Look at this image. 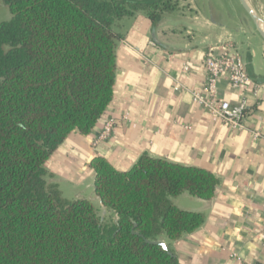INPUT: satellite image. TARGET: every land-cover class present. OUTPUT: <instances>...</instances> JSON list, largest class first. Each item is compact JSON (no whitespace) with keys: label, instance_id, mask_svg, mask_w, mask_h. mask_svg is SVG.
Returning a JSON list of instances; mask_svg holds the SVG:
<instances>
[{"label":"trees","instance_id":"1","mask_svg":"<svg viewBox=\"0 0 264 264\" xmlns=\"http://www.w3.org/2000/svg\"><path fill=\"white\" fill-rule=\"evenodd\" d=\"M0 23V264H180L153 244L204 224L172 199L211 201L209 170L142 156L129 171L95 157V195L69 202L46 164L75 132L87 136L114 97L116 32L143 13L156 23L171 0H2Z\"/></svg>","mask_w":264,"mask_h":264},{"label":"crops","instance_id":"2","mask_svg":"<svg viewBox=\"0 0 264 264\" xmlns=\"http://www.w3.org/2000/svg\"><path fill=\"white\" fill-rule=\"evenodd\" d=\"M171 2L172 11L156 23L138 13L116 28L121 39L113 100L92 133L75 131L50 157L48 180L61 194L64 189L73 193L69 202L91 200L113 221L116 216L95 195V157L122 172L144 155L209 170L219 182L211 201L188 193L172 199L182 210L201 213L202 227L178 241L160 240L180 264H264V40L236 10L196 0ZM228 44L239 51L252 80L237 91L227 78L219 81L221 99L246 100L251 106L242 130L232 129L194 98L208 78L205 57L220 55ZM111 121L110 137L95 145Z\"/></svg>","mask_w":264,"mask_h":264},{"label":"built area","instance_id":"3","mask_svg":"<svg viewBox=\"0 0 264 264\" xmlns=\"http://www.w3.org/2000/svg\"><path fill=\"white\" fill-rule=\"evenodd\" d=\"M204 63L208 78L202 93L194 94L196 102L232 129H244L246 117L251 111L248 102L243 100L237 104H231L219 96V81L223 77L227 78L231 88L235 91L244 89L251 84L252 80L241 54L233 45L228 44L221 48V54L218 56L207 54ZM185 70L187 71L188 67H185ZM175 90L185 91L182 86H176ZM113 127L114 122H109L95 141V145L109 138ZM261 238L264 244V230ZM234 257L237 255L234 254Z\"/></svg>","mask_w":264,"mask_h":264},{"label":"rangeland","instance_id":"4","mask_svg":"<svg viewBox=\"0 0 264 264\" xmlns=\"http://www.w3.org/2000/svg\"><path fill=\"white\" fill-rule=\"evenodd\" d=\"M196 1L200 4L202 3V4L207 5V6H209L211 4H214V5L220 4L222 6L227 7L228 10H230V11H233V10L238 11L241 15H243L244 17L249 19L247 13L243 9L239 0H196ZM251 1L254 4V6L256 7L259 14L262 16V18H264V0H251ZM171 5H173L172 2H171ZM10 18H11V14H10L9 9L3 4L2 0H0V23L8 21ZM72 196H74L72 192H69V191L64 189V193L62 194V197L65 200L72 201L70 199V198H72ZM106 220L110 221V217L109 216L106 217Z\"/></svg>","mask_w":264,"mask_h":264},{"label":"water","instance_id":"5","mask_svg":"<svg viewBox=\"0 0 264 264\" xmlns=\"http://www.w3.org/2000/svg\"><path fill=\"white\" fill-rule=\"evenodd\" d=\"M243 9L248 15L250 21L254 24L257 32L264 40V19L260 16L257 10L253 7L249 0H239ZM153 244L161 246L164 250L168 251V246L164 241H156Z\"/></svg>","mask_w":264,"mask_h":264}]
</instances>
